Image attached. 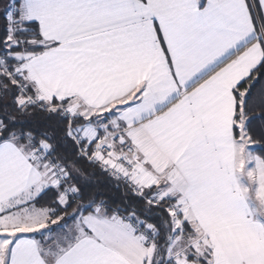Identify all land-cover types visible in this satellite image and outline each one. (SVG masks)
I'll return each instance as SVG.
<instances>
[{
    "label": "snow or ice",
    "instance_id": "6c2138e0",
    "mask_svg": "<svg viewBox=\"0 0 264 264\" xmlns=\"http://www.w3.org/2000/svg\"><path fill=\"white\" fill-rule=\"evenodd\" d=\"M0 264H264V0H0Z\"/></svg>",
    "mask_w": 264,
    "mask_h": 264
}]
</instances>
